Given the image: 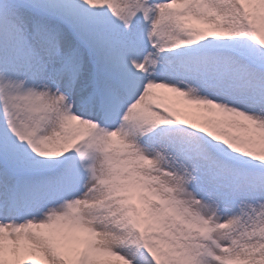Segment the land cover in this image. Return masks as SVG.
<instances>
[{"label":"snow or ice","instance_id":"1","mask_svg":"<svg viewBox=\"0 0 264 264\" xmlns=\"http://www.w3.org/2000/svg\"><path fill=\"white\" fill-rule=\"evenodd\" d=\"M0 264H264V0H0Z\"/></svg>","mask_w":264,"mask_h":264}]
</instances>
